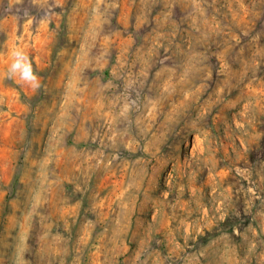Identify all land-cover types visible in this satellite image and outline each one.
<instances>
[{"label":"rangeland","instance_id":"rangeland-1","mask_svg":"<svg viewBox=\"0 0 264 264\" xmlns=\"http://www.w3.org/2000/svg\"><path fill=\"white\" fill-rule=\"evenodd\" d=\"M0 264H264V0H0Z\"/></svg>","mask_w":264,"mask_h":264},{"label":"clouds","instance_id":"clouds-1","mask_svg":"<svg viewBox=\"0 0 264 264\" xmlns=\"http://www.w3.org/2000/svg\"><path fill=\"white\" fill-rule=\"evenodd\" d=\"M12 55L14 59L8 70V78L12 79L16 74H19L21 80L29 87L39 90L42 85L39 76L32 68L31 58L19 48L14 50Z\"/></svg>","mask_w":264,"mask_h":264}]
</instances>
